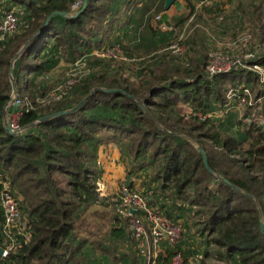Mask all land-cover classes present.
Instances as JSON below:
<instances>
[{"label": "trees", "instance_id": "16d2710c", "mask_svg": "<svg viewBox=\"0 0 264 264\" xmlns=\"http://www.w3.org/2000/svg\"><path fill=\"white\" fill-rule=\"evenodd\" d=\"M165 1L88 0L81 11L82 0H0V16L6 7V11L19 8L25 21L23 31L0 43V176L18 199L21 221L28 231V238L0 258V264H145L138 241L128 229V217L113 215L112 225L102 236L89 238L77 232L103 198L97 187L98 152L110 144L130 158L129 177L139 178L152 169L150 181L160 182L158 189L146 182L135 188L129 182V191L139 192L148 205L179 222L181 228L203 225L197 230L205 245L199 264H210L209 246L217 253L216 264H264V131L258 121L264 120V55L258 52L260 44L255 59L247 63L250 69L211 79L203 71L206 55L203 66L184 59L185 67L178 70L170 61L180 58L161 54L164 61L159 66L154 63L147 72L150 62L132 72L126 63L89 56L94 68L109 63L115 65L114 71L98 70L65 99L23 112L21 132L9 133L4 128L9 106L5 116L3 108L12 94L9 74L17 95L33 100L52 87L48 76L61 62L72 64L107 42L120 44L126 57L154 55L180 32L199 0H183L188 13L171 17L172 24ZM243 10L248 32L258 34L256 23L263 39L264 0H252ZM157 15L161 20L154 25ZM162 24L171 29L161 30ZM124 66L131 74H139L138 79L128 76ZM228 91L234 95L229 101L251 100L244 107L249 122L225 110L222 117L209 116L225 108ZM90 93L74 110L35 124L46 115L73 109ZM182 105L188 106L190 115ZM198 148L205 152L209 169ZM210 184H215V190ZM117 200L110 203L111 214ZM2 221L0 208V241ZM124 236L133 252L122 256L116 249ZM165 248L167 256H158L161 264L169 263L174 254L170 246ZM181 253L188 264V256Z\"/></svg>", "mask_w": 264, "mask_h": 264}, {"label": "built area", "instance_id": "2783aa9c", "mask_svg": "<svg viewBox=\"0 0 264 264\" xmlns=\"http://www.w3.org/2000/svg\"><path fill=\"white\" fill-rule=\"evenodd\" d=\"M229 0H199L194 4V12L184 24V28L179 33L174 35L170 44L163 48L159 54H167L172 57L186 59L188 52V42L195 35L204 36L205 41L209 45L206 54L205 74L208 78H212L219 74L229 73L241 68H248V62L253 61L256 57V45H253L251 33L245 34L244 37L225 41L226 38L220 39L212 33L205 25L197 21L196 17L203 11L213 5H224ZM161 20V15L154 18V25ZM19 18L13 11L4 10L0 16V43L5 41L7 37L16 33L19 29ZM165 24L160 25L161 30H165ZM237 37V36H236ZM230 37V38H236ZM228 38V37H227ZM220 40V41H219ZM253 49V50H252ZM93 56L98 59H107L114 62L126 63L135 70L143 68L154 55L149 57H126L120 44L113 42L103 44L92 50L90 55H84L74 61L66 73L63 81L54 84L48 88L43 95L36 94L33 100L28 97H21L16 94H11L10 100L7 103L12 110L7 114L5 122L12 132H21L19 120L23 112L34 110L38 106H45L51 102H56L65 99L82 80L90 76V66L88 57ZM185 57V58H184ZM253 70L259 71L258 66H253ZM264 79H262L263 82ZM231 97L234 96L230 92ZM244 94L250 95L248 90H244ZM231 97L229 100H231ZM237 101L245 104H250L245 97H238ZM7 106V107H8ZM216 117L215 114L211 113ZM223 114L219 117H222ZM198 117L205 119V116L198 114ZM242 117V116H241ZM239 118L243 123L249 122V118ZM260 125L264 124V120H258ZM0 208L3 212V221L1 228V244L2 255L0 258H5L10 252L14 251L23 239L28 238V231L21 223V215L19 211L18 199H16L11 191L8 183L2 180L0 176ZM101 197V195H99ZM117 212L123 217H128V229L132 237L138 241V248L145 258V264H161L158 259V253L155 250L161 244L170 246L174 249V254L169 263L164 264H184L182 261V253L178 248L179 242L182 239L181 224L173 219H170L159 211L157 207L150 206L146 203L139 192L127 191L124 189L118 200L115 201ZM139 212V213H135ZM142 219L145 226L141 223ZM221 264V263H218Z\"/></svg>", "mask_w": 264, "mask_h": 264}, {"label": "rangeland", "instance_id": "374dc122", "mask_svg": "<svg viewBox=\"0 0 264 264\" xmlns=\"http://www.w3.org/2000/svg\"><path fill=\"white\" fill-rule=\"evenodd\" d=\"M175 1L178 2V4H175ZM173 2L174 6H173V14L172 17L176 16V15H186L188 13L187 11V7L185 5V1L183 0H175ZM232 1V2H231ZM254 1V0H253ZM248 2H252V0H230L229 4L227 6V8L229 9L227 12H225L224 10H222L217 17L215 18H208L206 17V15H201L202 18H207L204 20H201V18H199L198 16L196 17L197 21H199L200 23H206L205 26L212 32L215 33L217 31V33L220 32L219 28L221 25L226 24L225 27H223V30H226L225 32H229L228 34H224L225 37H220L219 35H216V38H226L225 41H221V42H227L228 40L231 41V39H238V38H242L245 36V34L249 33V28L250 25L247 23L246 19H245V11L243 10L245 8L246 3ZM257 3V2H256ZM172 4V5H173ZM225 4V5H226ZM178 7H183L180 8L182 10H176V8ZM5 8V7H4ZM172 8V7H171ZM8 8L6 7L5 9H2L1 14L4 10H7ZM9 11H13L16 13V15L19 18V23H20V27L18 29V33H20L21 31H23V26L25 24L23 15L21 13V9L19 8H11L9 9ZM179 11V12H177ZM23 18V19H22ZM212 19V20H211ZM212 22H210V21ZM170 24L173 23V21H169ZM215 24V25H212ZM255 25V29L258 31V34L256 33V35L252 36L253 38V45L260 44V49L258 50V52L260 51L262 55H264V38L261 39V31L259 29V25L258 24H254ZM185 26V25H184ZM184 26L179 30L182 31V29L184 28ZM165 30L168 31L170 30V26H165ZM222 29V28H221ZM221 33V32H220ZM224 33V32H222ZM231 33V34H230ZM237 36V37H236ZM228 37V38H227ZM230 37H236V38H230ZM173 39V37H172ZM171 39V40H172ZM220 41V40H219ZM190 42V41H189ZM23 47V46H22ZM21 47V48H22ZM188 52L186 54V59H189L192 62H197L200 66H203V64L205 63L204 61V57L207 54V49H208V44L205 41L204 36L198 35L196 36V39L193 40L189 45H188ZM162 50L159 49L158 52H156V54H154V56L152 58H150L149 62L145 69L146 72L148 71L149 67H152V65L154 64V66H159L161 64V62H163L164 60L161 58L162 55L159 54V52ZM137 57H145L144 54H140ZM184 57V58H185ZM172 58V57H170ZM184 62V59H181L180 61L178 59H173L172 61H170L173 69H178L181 70L185 67L186 62ZM65 64V63H64ZM71 64H65L66 69H63L61 72L53 75L52 73H50V75L48 76V82L49 84H55L56 82H60L63 81L66 77V73L68 71V69L70 68ZM89 68H90V73L93 74L94 72L98 71V70H103V69H110L111 72L114 71L115 69V65H110L109 63H105V64H101L98 67L94 68L93 65L89 64ZM153 66V67H154ZM192 64H191V68H192ZM130 67V66H128ZM132 69V72H137L139 70H135L133 67H130ZM129 69V68H128ZM125 66H124V70L125 72L128 74V76L138 79V77L140 76L137 73H133L131 74ZM205 71V69L203 70ZM172 76V75H171ZM173 77V76H172ZM53 86V85H52ZM230 91V90H229ZM226 93V99L227 102L224 104L225 108H217V110L213 113L216 115V117L218 118L219 116L226 115V112H235V114L237 115V118L239 119L241 116H244V107H245V103H242L241 101H229V98L231 97L230 92ZM251 100L248 99V102H250ZM182 108L184 109V113L186 115H190L191 111L188 109V106L186 105H182ZM225 110V111H224ZM237 112V113H236ZM241 117V118H242ZM107 151V156L100 157V179L97 183V187H98V193L101 195L100 198L96 205L97 207H93L92 209H96L94 211V215L91 216V218L89 216L84 217V219L82 220L84 223H81L79 226L80 229H78V235L79 236H87L89 238H92V236L94 235H101L102 233L105 232V230H107V228H109L112 224H111V217L115 214H117L118 216L123 217L122 215H120L117 210L116 207L113 211V213L111 214L109 211H111L110 207V203H112L114 198H119V196H121L122 192L125 190L128 191L127 186L129 185V182L134 183L135 186H137V188L140 186L141 187V183H149L150 187L153 189V187H157V189L159 188V183L157 182H152L150 181V178L153 174L152 169L149 171H143L140 175L139 178L132 176L129 177V171L131 169V165L132 162L130 160V158L126 155L123 156L122 152H120L119 148L117 147V150L119 152V155H117L116 151L113 153L111 150L108 149V146H101L99 148V151H103L102 154L104 153V151ZM129 177V180L127 182V178ZM155 184V186H152L151 184ZM211 188L213 190H215V184H210ZM166 197H169V195L167 194ZM101 202H103L105 204H101ZM161 202H157V205L160 204ZM160 207V206H158ZM141 223L145 226V223L142 219ZM21 221V220H20ZM22 223V221H21ZM203 225L201 224L198 227H186L183 228L182 226V238H186V239H192L195 242V246L197 248H200L198 250L202 251L203 247L205 245H201L203 239L200 237L199 232L197 233V230L202 227ZM125 233V232H124ZM109 237H111L113 239L114 242L117 241V238H115L114 235H112V233H108ZM126 241V242H125ZM133 249V248H132ZM117 252L119 254H121L122 256L125 254H132L133 251H130V249H128V244H127V238L124 236L123 238V242H117ZM209 254H208V262L210 264H216L214 263L216 261L215 255H217L215 248L212 246H209ZM212 251V252H211ZM203 252V251H202ZM201 256H203V254H200ZM129 257L124 258V261L127 262ZM132 259V258H131ZM182 261L184 263V259L182 257ZM206 262V260H204ZM221 262V261H219Z\"/></svg>", "mask_w": 264, "mask_h": 264}, {"label": "crops", "instance_id": "0c3cea01", "mask_svg": "<svg viewBox=\"0 0 264 264\" xmlns=\"http://www.w3.org/2000/svg\"><path fill=\"white\" fill-rule=\"evenodd\" d=\"M230 1V0H229ZM232 2V1H231ZM229 3V2H228ZM175 4H178V2L175 1ZM229 4H224V5H213V6H210L208 7L207 9H203V11L199 14V18H201V20H204V19H207V18H202L201 15H206V17L208 18H215L217 17V15L222 11L224 10L225 12H227L229 9L227 8ZM173 5L170 6V8L168 10H166V15L168 16V21H171V17H172V14L174 13L173 12ZM177 6V5H176ZM172 7V8H171ZM178 7V6H177ZM183 7H178L176 8V10H182L180 9ZM177 11V12H179ZM188 11V9H187ZM212 20V19H211ZM210 21V20H209ZM212 22V21H210ZM154 23V22H152ZM203 25H205L204 23H202ZM212 25H215V24H212ZM226 24H223L220 26L219 30L220 32L217 33V31L214 33L215 35H219L220 37H225L224 34H228L229 32H225L227 31L226 30H223V27H225ZM222 28V29H221ZM121 31H117V33L119 34ZM224 32V33H222ZM231 34V33H230ZM117 35V34H116ZM209 47V45H208ZM63 69H66L65 67V64L64 63H60L55 69L54 71L52 72L53 75L61 72ZM58 83V82H56ZM55 83V84H56ZM54 85V84H52ZM12 110V108H8V113ZM7 113V114H8ZM108 149L111 150L113 153L116 151L117 155H119V152L117 150V146L114 145V144H110L108 145ZM103 151H99L98 152V163L100 161V157H104V156H107V151L105 150L104 153L102 154ZM101 155V156H100ZM100 166V164H99ZM135 188H137V186H135ZM195 242L192 240V239H186V238H182L181 241L179 242V245L178 247L180 248L181 252L185 253L187 256H188V264H199L201 261H202V256L200 255V250H198L199 248H197L195 246ZM166 246L164 244H161L159 247H156L155 250L157 251L158 253V256L161 255L162 257H166L167 256V252H166ZM208 262V261H207Z\"/></svg>", "mask_w": 264, "mask_h": 264}, {"label": "water", "instance_id": "95a60500", "mask_svg": "<svg viewBox=\"0 0 264 264\" xmlns=\"http://www.w3.org/2000/svg\"><path fill=\"white\" fill-rule=\"evenodd\" d=\"M87 1H88V0H82V2H81V11H83V10L85 9L86 4H87ZM174 1H175V0H166L165 3H164V10H168V9L170 8V6L173 4ZM81 11H80V12H81ZM53 14H61V15H64V13H58V12H54ZM51 16H52V15H50V16L47 17L46 22L44 23V26L47 24V22H48V20L50 19ZM26 46H27V42H26V43L23 45V47L18 51V53L13 57V59H12V61H11V64H10V69H12L14 62L16 61V59L18 58V56L23 52V50H24V48H25ZM9 77H10V82H11V85H12V94L14 95V94H16V89H15V87H14V81H13V79H12V77H11L10 74H9ZM91 94H92V93H90L86 98H84V99H83L78 105H76L75 107H73V109H71V110H69V111H61V112L52 113V114H50V115H46V116H44V117L39 118V119L35 122V124H39V123L45 122V121H47V120H50V119H52V118L58 117V116H60V115H63V114H65V113H67V112H70V111L74 110L75 108L79 107L83 102H85V100H86ZM7 106H8V104H6V105L4 106V108H3V115H4V116H5V110H6ZM33 125H34V124H33ZM4 128H5V130H7L9 133H13V132L11 131V129L8 127V125L6 124V122H4ZM262 128H263V131H264V124L262 125ZM198 151H199L200 154L202 155V159H203V162H204L205 167H206L207 169H209V168H208V165H207V158H206V154H205V152H204L202 149H200V148H198ZM128 180H129V177L127 178V182H128ZM261 228H262V232L264 233V225H263V224H262ZM2 251H3V250H2V248L0 247V256L2 255Z\"/></svg>", "mask_w": 264, "mask_h": 264}]
</instances>
